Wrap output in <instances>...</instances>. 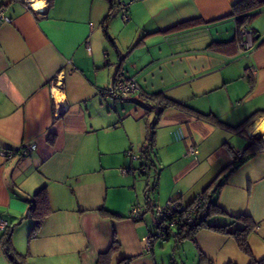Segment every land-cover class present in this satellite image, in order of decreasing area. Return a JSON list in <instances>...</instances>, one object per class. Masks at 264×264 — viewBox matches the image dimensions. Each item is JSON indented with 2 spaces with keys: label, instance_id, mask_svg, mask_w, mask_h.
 <instances>
[{
  "label": "crops",
  "instance_id": "obj_1",
  "mask_svg": "<svg viewBox=\"0 0 264 264\" xmlns=\"http://www.w3.org/2000/svg\"><path fill=\"white\" fill-rule=\"evenodd\" d=\"M31 1L0 0L10 19L0 17V151L36 145L24 156L0 155V218L27 264H97L114 238L107 264H248L264 257V148L216 187L236 151L262 136L264 0L243 23L232 14L239 0H123L127 20L118 0ZM244 25L252 30L248 49L238 46ZM58 73L62 86L53 99L49 84ZM128 76L141 92L100 93ZM152 93L192 110L161 111L154 165L144 174L141 159L126 151L139 153L149 135ZM206 189L221 210L209 224L234 230L243 221L232 216L250 218L251 255L209 226L189 237L173 229L145 250L143 238L158 224L150 209L130 219V207L146 195L188 204ZM41 190L50 211L29 238L33 218L25 213ZM0 264H11L1 242Z\"/></svg>",
  "mask_w": 264,
  "mask_h": 264
},
{
  "label": "trees",
  "instance_id": "obj_2",
  "mask_svg": "<svg viewBox=\"0 0 264 264\" xmlns=\"http://www.w3.org/2000/svg\"><path fill=\"white\" fill-rule=\"evenodd\" d=\"M256 5H257L256 0H239L237 3L233 5L232 14L236 15L238 20L241 21V23H243L251 16V11L255 9ZM127 11H128V6H127ZM147 95L150 96L151 100H153V103L149 104L147 106V109L148 111L154 110L155 116L148 124L149 135L145 139V142L140 149L141 154L139 159H141V164L139 167L147 166L148 169L150 170V166L154 165V151H153L154 128H155L156 120L161 114V111L168 105H174L186 109L188 107L186 105L177 103L173 100L167 99L161 96L160 93H152ZM188 110H192V109L188 108ZM259 112L260 111H256L255 113H253L249 117V120ZM261 112H262L261 114H264V111ZM195 113L199 117L214 119V116H212L211 114H202L199 112H195ZM262 148H264V138H262L260 134L251 136L248 144L243 150L242 155L237 156L235 154V158L233 162L227 167L225 173H223L222 176L217 180L216 187L219 188L224 183V180L230 173H232L237 168H239L243 163L249 160L256 153L257 150ZM201 194L204 199L203 211L204 210L206 211V215L204 217L197 218L191 223L180 225L178 228H176L177 231L175 232V235L177 236L179 234L181 237H189L192 236L194 232L202 226L213 227L220 232L231 234L235 238V241L237 242L239 248L246 254L251 255L247 237L254 226L252 221H250V218L247 215L232 216L231 218L233 223L238 222L239 220L243 221L241 223V226L234 230H228V225L209 224L207 222V218L216 212H221V210L217 207V203L213 198L215 194L214 192L206 189L205 191L201 192ZM38 197L41 198V202L37 204ZM49 211L50 208L48 206V199L46 192L45 190H41L32 197V199L29 202V207L25 213V216H30L33 218V224L29 233V238H32L36 235L37 230L42 224L44 216ZM171 231L172 230H170L167 233V237ZM11 233H12L11 228L7 226L1 231L0 242L5 255L7 256L11 264H27L26 256L18 253L13 247L11 242ZM116 247H118V242L114 238L109 250L107 252H103L99 254L97 259V264H107V259H108L107 257L110 250ZM122 261L124 262V260ZM248 264H264V257L260 259H255L251 257Z\"/></svg>",
  "mask_w": 264,
  "mask_h": 264
},
{
  "label": "built area",
  "instance_id": "obj_3",
  "mask_svg": "<svg viewBox=\"0 0 264 264\" xmlns=\"http://www.w3.org/2000/svg\"><path fill=\"white\" fill-rule=\"evenodd\" d=\"M120 8L121 16L124 20L129 18L127 6L128 3L123 0L117 1ZM0 17L9 21V17L5 16L3 9H0ZM238 46L240 48H250L252 46V30L248 25H244L240 31V38L238 40ZM252 69V68H251ZM62 86V80L60 79V73L56 74L55 77L50 81L49 91L50 95L54 98V91L60 90ZM141 86L133 76L128 77H115L112 82L104 89L100 90V93L104 96L119 98L135 93L141 92ZM34 143L20 145L17 148H7L0 151V155L4 159H10L16 156H24L31 150L35 149ZM190 153H196L197 148L190 145ZM243 151H236L237 156H241ZM126 154L132 159L140 158L139 153H133L131 150H127ZM121 173H127L126 167L119 168ZM141 173L147 174L149 169L147 166L139 167ZM150 209L154 219L158 224V230L156 233H146L143 241L144 248L147 251L152 250L153 243L156 239L161 241L167 238V233L170 230L178 228L180 225L191 223L199 217H204L206 211L204 209V199L201 193H197L193 200L184 204L176 198H169L165 202L160 203L157 199L146 195L143 202L134 203L129 210L128 217L133 220L142 219L147 210ZM7 226L6 220L0 218V231Z\"/></svg>",
  "mask_w": 264,
  "mask_h": 264
},
{
  "label": "bare ground",
  "instance_id": "obj_4",
  "mask_svg": "<svg viewBox=\"0 0 264 264\" xmlns=\"http://www.w3.org/2000/svg\"><path fill=\"white\" fill-rule=\"evenodd\" d=\"M31 1V0H30ZM31 3V6L35 7V8H40L38 5L34 4L33 1L30 2ZM259 131L261 132L262 134V137H264V125H260L259 126Z\"/></svg>",
  "mask_w": 264,
  "mask_h": 264
}]
</instances>
